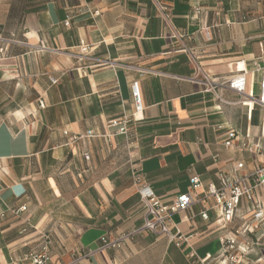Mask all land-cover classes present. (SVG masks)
<instances>
[{"label":"crops","instance_id":"obj_1","mask_svg":"<svg viewBox=\"0 0 264 264\" xmlns=\"http://www.w3.org/2000/svg\"><path fill=\"white\" fill-rule=\"evenodd\" d=\"M249 2L264 0H0V264H31L47 244V264H216L232 230L254 225L263 188L229 223L206 195L221 172L243 163L251 178L263 164L264 109L202 83L246 70L259 96L264 20ZM83 44L96 60L83 67L109 64L79 69L70 53ZM124 119L119 135L110 122ZM194 176L198 202L172 215L173 238L143 231L102 249L143 226L139 183L170 203L193 193ZM250 233L244 258L264 264V237Z\"/></svg>","mask_w":264,"mask_h":264},{"label":"built area","instance_id":"obj_2","mask_svg":"<svg viewBox=\"0 0 264 264\" xmlns=\"http://www.w3.org/2000/svg\"><path fill=\"white\" fill-rule=\"evenodd\" d=\"M157 6L164 20L166 21V24L171 27L169 8L165 5L160 4L159 2H157ZM70 55L82 62L83 65L80 66L79 69H95L109 64L108 62L98 60L91 66L83 67L86 63L96 61L91 56V48L85 44L80 47L78 52H72L70 53ZM198 69L201 70L200 68ZM261 74L259 96H255L247 91L248 77L246 70H243L240 74H237L229 80H223L221 82L212 79L209 74L204 73L202 75V83L206 86L207 92L215 91L217 86L227 87L244 99V101L242 102L243 105H252L253 107L259 106L264 109V68L262 69ZM51 81L53 84H56L58 82V80L55 78H52ZM131 96L135 110L133 120L137 121V115L143 114L145 109L140 86L137 81H134L131 84ZM219 98L221 99V97ZM40 105L43 107V102H41ZM129 122L130 120L124 119L123 121L118 120L110 122V125L119 126V135H127ZM89 136H92V134L89 133ZM230 136L231 138H235L236 134L232 132ZM225 146L230 147L231 141L226 142ZM246 147L250 151H262L261 146L258 144H250ZM86 158L88 159L89 156L87 155ZM243 166V163H240L230 173L221 172L219 175L220 186L212 183L207 188L206 196L208 198L213 197L215 199L216 206L220 210L219 220L223 221L224 223H229L234 219L239 211L243 199L251 201L253 197V191H255L257 188L264 189V162L257 168L253 177L251 178L239 174ZM139 184L138 194L145 209V220L143 226L137 228L129 234H125L119 237L116 240H104L102 249L120 248L129 237L143 231H150L152 233L163 236H171L172 215L174 213L184 212L190 209L193 204L198 202V197L197 195H195V191L202 186V180L198 176L192 177L190 179V184L193 193L181 194L170 203H166L165 201H163L148 184ZM21 209L22 211H25L27 208L24 206ZM253 215L256 223V228H261L264 233V208L259 202L253 207ZM202 216L204 219L209 218L207 212H205ZM171 237L173 238L174 236ZM234 244L235 240L233 238L227 237L225 239L224 250L222 254V257L225 261L228 260V256L226 255L228 252L227 250L233 248ZM26 260L30 261L31 264H47L48 262H50L51 257L49 253V244L45 245L42 248V251L39 253H30L26 257Z\"/></svg>","mask_w":264,"mask_h":264},{"label":"rangeland","instance_id":"obj_3","mask_svg":"<svg viewBox=\"0 0 264 264\" xmlns=\"http://www.w3.org/2000/svg\"><path fill=\"white\" fill-rule=\"evenodd\" d=\"M246 4L251 9H253L252 11L260 10L258 12H260L264 20V2L261 5H256L252 2ZM251 229L254 230L253 234H257L259 237H264V233L261 228H256V223H254V225L251 224L250 228L243 225L237 226L234 230H232L233 235L230 236V238H233L235 240V244L233 245V248L227 250L228 252L226 255L228 256V260L225 261L222 257L216 262V264H250V261L244 257L245 252H248L253 245V240L250 239Z\"/></svg>","mask_w":264,"mask_h":264}]
</instances>
